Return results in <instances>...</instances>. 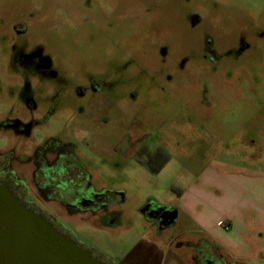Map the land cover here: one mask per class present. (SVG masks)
I'll use <instances>...</instances> for the list:
<instances>
[{"label": "rangeland", "instance_id": "rangeland-1", "mask_svg": "<svg viewBox=\"0 0 264 264\" xmlns=\"http://www.w3.org/2000/svg\"><path fill=\"white\" fill-rule=\"evenodd\" d=\"M94 92L98 138L78 151L98 169L93 184L121 190L123 201L110 228L91 217L65 224L120 263L187 264L184 249L165 247L201 231L187 194L211 169L264 172V0H0V93L31 96L34 120L53 111L32 140L17 138L30 142L21 154L51 135L78 136L75 123L61 125L74 121L71 110L94 108ZM114 120L139 126L140 150L125 155L106 140ZM148 199L177 212L155 242L140 212ZM242 264H264V251Z\"/></svg>", "mask_w": 264, "mask_h": 264}, {"label": "flooded vegetation", "instance_id": "flooded-vegetation-1", "mask_svg": "<svg viewBox=\"0 0 264 264\" xmlns=\"http://www.w3.org/2000/svg\"><path fill=\"white\" fill-rule=\"evenodd\" d=\"M204 43L205 47L210 49L213 41L208 39ZM241 48L243 49L244 46L242 45ZM213 55L208 52L204 59L215 61L216 58ZM95 91L98 92V90ZM96 92L87 101L90 107L94 108L87 111L85 108L89 106L86 104V106L77 107L74 111L71 110L68 115L74 118V121H64L61 125L64 129L75 123L76 131L73 134L77 133L78 136L45 137L27 154L20 152L23 146L30 144L28 141L32 139H29V134L38 125L46 123L53 111L47 110L43 121L34 120L32 113L38 106L31 96L19 100L11 94L3 98L0 93V185L6 186L21 205L45 219L59 233L72 239L79 247L89 251L91 257L101 264H124L88 247L65 224L66 219L91 217L99 227L110 228L117 219L118 212L115 209L123 201L121 190L96 187L93 184V178L98 173V169L92 166L84 154L79 153L77 147L83 140L98 138L96 137L99 128L95 112L98 94ZM78 124L82 126L79 127ZM78 128L80 131H77ZM110 130L112 135L106 140L113 142L116 139L120 145H125L120 153L125 151L126 155L140 150L143 146V136L139 132L138 125H131L128 121L114 120L110 123ZM24 135L28 141L17 142V138ZM89 135L92 137L87 138ZM84 145L88 146L89 142L87 141ZM116 151H118L117 148ZM115 172L122 171L115 169ZM47 204L57 207L60 210L59 214L48 210ZM172 210L175 209L158 207L151 199H148L141 207L140 212L146 219H151L158 233L150 236L152 242L158 241L163 236L162 232L175 223L177 217L175 220L168 221L166 216V213ZM165 247H172L175 251L184 249L186 255L182 257V260L187 264H242L243 262L226 255L217 244L201 233L194 238H183L182 234L169 237Z\"/></svg>", "mask_w": 264, "mask_h": 264}, {"label": "crops", "instance_id": "crops-1", "mask_svg": "<svg viewBox=\"0 0 264 264\" xmlns=\"http://www.w3.org/2000/svg\"><path fill=\"white\" fill-rule=\"evenodd\" d=\"M203 181L185 200L197 233L238 260L264 251V172L211 169Z\"/></svg>", "mask_w": 264, "mask_h": 264}, {"label": "water", "instance_id": "water-1", "mask_svg": "<svg viewBox=\"0 0 264 264\" xmlns=\"http://www.w3.org/2000/svg\"><path fill=\"white\" fill-rule=\"evenodd\" d=\"M175 220L176 210L166 213ZM0 264H101L0 185Z\"/></svg>", "mask_w": 264, "mask_h": 264}]
</instances>
